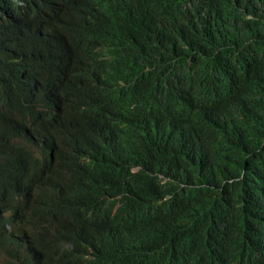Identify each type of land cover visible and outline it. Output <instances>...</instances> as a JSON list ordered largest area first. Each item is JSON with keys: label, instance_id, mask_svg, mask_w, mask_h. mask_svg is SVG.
<instances>
[{"label": "trees", "instance_id": "1", "mask_svg": "<svg viewBox=\"0 0 264 264\" xmlns=\"http://www.w3.org/2000/svg\"><path fill=\"white\" fill-rule=\"evenodd\" d=\"M66 2L53 0L39 23H29L30 30L57 22ZM105 16L85 32L73 37L62 34L47 61L38 56L39 43L20 39L21 29L14 21L1 26L0 175L50 184L70 207L86 201L124 208L133 222L111 223L109 248L117 264H124L122 252L134 263L177 264L181 256L196 251L200 258L206 257L207 250L215 251L216 264H240L230 256L231 233L206 184L212 169L232 156L247 159L236 166L232 177L254 189L262 183L264 100L252 90L264 87V0H112V8L105 5ZM187 54L197 69L221 63L236 79L226 118L206 132L214 148L201 162H190L176 145L161 139L154 147L130 143L115 154L113 167L109 163L114 154L88 153L87 169L75 165L69 148L46 146L37 136L30 138L7 126L8 116L18 113L15 85L21 86L15 94L25 86L40 94L30 81L39 82L52 66L66 72L69 92L88 96L95 90L103 56L121 55L143 68L155 62L157 73L167 76L189 71ZM58 80L51 75L41 88ZM135 86L148 90L144 79ZM56 94L62 98V93ZM46 95L50 90L41 93ZM199 141L193 134L189 144ZM226 184H212L209 189L224 195ZM257 243L264 248V242ZM233 251L245 252L240 245ZM253 260L263 264L264 254Z\"/></svg>", "mask_w": 264, "mask_h": 264}, {"label": "clouds", "instance_id": "2", "mask_svg": "<svg viewBox=\"0 0 264 264\" xmlns=\"http://www.w3.org/2000/svg\"><path fill=\"white\" fill-rule=\"evenodd\" d=\"M53 0H0V28L12 20L21 29L23 42L39 43L38 56L50 60L62 34L85 32L106 19V3L112 0H67L61 18L44 29L30 30L29 23H39L45 7ZM186 74L159 75V64L147 67L128 63L121 55L101 58L92 94L67 90V74L62 68H48L32 88L15 85L14 109L7 126L30 138L37 136L46 146L67 147L76 166L87 168L88 153L115 154L130 143L156 146L161 139L176 145L184 158L201 162L214 148L206 132L222 125L231 107V89L236 79L221 63L197 69L187 54ZM55 73L60 80L41 88ZM144 79L147 91L135 86ZM53 89L62 98L41 96ZM264 100V87L253 89ZM198 134L200 141L191 146L189 139ZM257 146V145H255ZM230 148H224L229 150ZM247 159L235 156L220 162L207 180V193L214 199L220 214L227 195L225 216L231 233L230 256L240 264H262L253 256L264 254L257 242H264V175L257 189L245 180L232 177L237 165ZM88 169V168H87ZM218 170L222 173L218 174ZM216 183H227L224 195L210 190ZM133 222L124 208L83 201L70 207L64 204L54 188L34 180H8L0 175V264H117L110 253L113 221ZM244 247V254L233 251ZM198 251L181 256L177 264H216L215 251ZM229 256V257H230ZM124 264L134 263L123 252ZM264 264V263H263Z\"/></svg>", "mask_w": 264, "mask_h": 264}, {"label": "bare ground", "instance_id": "3", "mask_svg": "<svg viewBox=\"0 0 264 264\" xmlns=\"http://www.w3.org/2000/svg\"><path fill=\"white\" fill-rule=\"evenodd\" d=\"M34 24H35V23H34ZM33 29H34V28H33ZM52 76H54V78H58V77L55 76V73H53ZM18 82H20V79H18ZM48 82H50V78L48 79ZM53 91H54L53 89H50V96H53V97L56 96V98L60 99V94L52 93ZM229 198H230V196L227 195L226 198H225V200H224V202H223V204H222V207H221V208L224 209V212H223V213H220V215H221L223 218H224V216H225V206H226L227 202L229 201ZM224 223H225L224 221H220V225H222V224H224ZM227 260H229V258H228ZM227 260H226V261H227Z\"/></svg>", "mask_w": 264, "mask_h": 264}]
</instances>
